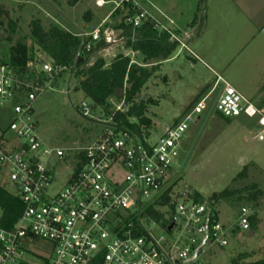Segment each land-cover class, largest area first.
I'll return each mask as SVG.
<instances>
[{
    "label": "built area",
    "instance_id": "obj_1",
    "mask_svg": "<svg viewBox=\"0 0 264 264\" xmlns=\"http://www.w3.org/2000/svg\"><path fill=\"white\" fill-rule=\"evenodd\" d=\"M96 3L103 6L105 0ZM124 3L132 0H120L116 9ZM130 9L134 13L126 14V23L134 27L150 18L141 8ZM106 30L97 29L93 42H106ZM42 68L49 76L61 70L47 63ZM41 90L16 67L0 61V104L8 102L13 113L11 135L0 134V170L24 205L10 228L3 225L0 209V264H26L28 244L36 241L50 245L43 264H211L200 256L207 254V245L227 246L229 227L208 205L191 195L181 198L173 178L179 141L199 119L209 95L166 126L154 142L151 135L141 138L109 127L90 146L62 148L48 145L38 132L34 105ZM215 108L225 118H258L264 135V115L232 85H225ZM81 112L93 117L86 103ZM59 169L66 175L62 186L55 185ZM170 189L171 201L163 204ZM236 225L250 228L246 207Z\"/></svg>",
    "mask_w": 264,
    "mask_h": 264
},
{
    "label": "rangeland",
    "instance_id": "obj_2",
    "mask_svg": "<svg viewBox=\"0 0 264 264\" xmlns=\"http://www.w3.org/2000/svg\"><path fill=\"white\" fill-rule=\"evenodd\" d=\"M119 1L105 0L103 6H98L96 0H80L75 6H71L68 0H0L3 21L0 28V61L9 60L10 45L16 42L34 49V73L42 82V90L37 92L34 105L35 118L38 132L48 145L62 148L90 146L109 128V119L99 110L92 112L93 117L98 116L97 122L91 119L92 116L85 117L82 114V103L91 107L92 103L85 97L83 90L76 88L77 82L68 71L51 76L43 71V64H53V61L35 45L30 22L39 18L46 27L54 23L81 36H91L99 28L107 29L108 34H102L106 37V42L102 41L101 48L91 52L90 61L98 56L107 61L113 58V54L127 51L134 60L140 62L139 54L125 48L127 37L114 27L127 10L122 6V13L111 17ZM136 2L138 0H132L134 5ZM202 3L204 0H199L197 5ZM11 22L17 23L14 32L10 28ZM177 26L184 32L190 28L202 30L205 25L198 21L196 24ZM236 34L234 29L229 32L227 39L215 33L210 38L206 37L207 40L203 37L194 39L189 49L200 56L202 50L210 53L218 61L212 63V67L218 71L219 64L230 60V55L237 48L235 43L238 41L234 37ZM169 40L179 43L178 56L171 61L162 62L143 90L145 98L151 99L147 110V117L151 122L150 141L154 142L162 135L166 126L173 125L201 98L209 95L199 119L188 125L184 137L179 141V156L173 165V178L177 181L176 192L181 198H184L183 194L190 196L195 193L199 201L209 207L214 203L211 209L218 213L219 222L229 227L228 245H207L205 250L208 252L200 256V259L211 264H264V195L258 201H239L235 198L220 200L218 203L215 201L216 196L224 191L240 190L251 184H257L264 190L263 127L256 117L240 115L225 118L215 108L225 85L234 86L232 82L237 77L234 65L232 68H225L227 82L219 83L216 88L212 87L217 75L204 66L201 60H194L191 51L187 50L186 38L170 36ZM201 44H204V48L200 51L197 46ZM239 92L249 98V90ZM112 102L123 108L122 103L115 98ZM12 119L10 104L2 102L0 134L11 135L9 125ZM241 173L245 175L241 176ZM56 176L55 185L62 186L66 175L59 169ZM0 184L11 186L8 176L1 170ZM242 207H246L250 213L249 229H241L236 225ZM49 255L50 245L44 241H36L28 244L25 261L26 264H43L44 258Z\"/></svg>",
    "mask_w": 264,
    "mask_h": 264
},
{
    "label": "trees",
    "instance_id": "obj_3",
    "mask_svg": "<svg viewBox=\"0 0 264 264\" xmlns=\"http://www.w3.org/2000/svg\"><path fill=\"white\" fill-rule=\"evenodd\" d=\"M79 1L68 0V4L75 6ZM122 6L127 10L121 21L114 27L127 37L125 48L139 54L140 62L134 60L130 54L119 52L110 64L102 56L90 63L91 52L96 48H101V46L94 45L92 36L73 34L54 23L46 27L39 18L30 22L31 36L38 50L51 58L54 67L61 69L58 75L66 71L71 74L77 82L76 88L83 90L85 97L90 99L94 113L99 110L107 116L109 127H114L115 130L127 129L143 138L150 135L149 126L151 124L147 117L151 99L145 98L144 87L148 79L159 69L161 63L172 58L179 48V43L170 42V34L160 31L150 18L140 27L126 23V14L134 13L130 7L136 10L139 7L133 3H124ZM122 6L116 9L111 17L122 13L124 9ZM2 26L0 9V28ZM16 26V22H11L12 32L16 30ZM105 26L107 27V24ZM8 40L10 41V37ZM88 44L92 45L89 51L86 49ZM34 61V49L21 42L10 45L7 63L16 67L30 81L40 85L41 79L36 78L34 73ZM113 98L122 103L123 110H117V106L112 102ZM97 117L94 116L91 119L97 122ZM243 175L245 174L241 173V176ZM170 193L171 189L162 198L163 204L171 201ZM263 195V189L257 184H251L240 190L224 191L216 196L215 201L218 203L220 200L232 198L239 201H258ZM191 197L199 201L197 194L192 193ZM23 208L24 205L17 191L12 186L7 187L0 184V209L2 223L6 228H10L16 222ZM94 264H101V262Z\"/></svg>",
    "mask_w": 264,
    "mask_h": 264
},
{
    "label": "crops",
    "instance_id": "obj_4",
    "mask_svg": "<svg viewBox=\"0 0 264 264\" xmlns=\"http://www.w3.org/2000/svg\"><path fill=\"white\" fill-rule=\"evenodd\" d=\"M198 1L138 0L135 6L146 11L150 19L160 25L157 27L160 31L169 33L173 38H186L187 50L191 51L194 60H201L204 66L217 75L212 87L216 88L219 83L226 81L225 68H232L234 65L237 77L236 81L232 82L233 87L238 91L249 90L248 100L264 115V0H204V3L197 5ZM198 21L205 25L202 30L190 28L183 32L177 26L185 23L196 24ZM233 25L236 26L233 28ZM234 29L237 31L234 37L238 41L232 54L235 59L230 55V60H221L218 71L212 67V63L218 61L202 50L204 44L197 46L202 50V56L189 49L194 39L210 38L214 33L227 39L229 32ZM126 52L124 53L127 54ZM179 52L180 50H177L172 58L166 61L174 59ZM115 56L113 54V58ZM113 58L107 60V63L110 64Z\"/></svg>",
    "mask_w": 264,
    "mask_h": 264
},
{
    "label": "water",
    "instance_id": "obj_5",
    "mask_svg": "<svg viewBox=\"0 0 264 264\" xmlns=\"http://www.w3.org/2000/svg\"><path fill=\"white\" fill-rule=\"evenodd\" d=\"M103 44V42H99V43H97V46H101ZM171 228V226L169 227V229ZM204 242H205V240H204ZM204 242L200 245V247L199 248H201V246L204 244ZM198 248V249H199ZM198 249L196 250V252L194 253V255H193V257L191 258V259H193V258H195V256H196V254H197V251H198Z\"/></svg>",
    "mask_w": 264,
    "mask_h": 264
}]
</instances>
